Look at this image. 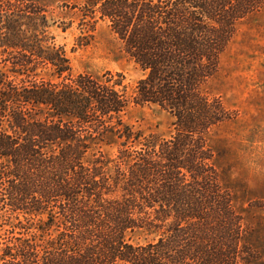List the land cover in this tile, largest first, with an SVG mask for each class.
Instances as JSON below:
<instances>
[{"label": "trees", "instance_id": "obj_1", "mask_svg": "<svg viewBox=\"0 0 264 264\" xmlns=\"http://www.w3.org/2000/svg\"><path fill=\"white\" fill-rule=\"evenodd\" d=\"M61 7L87 33L108 22L143 77L130 93L122 73L74 74L46 8L0 0V264H264L210 143L232 114L207 91L264 0ZM132 106L169 115V137Z\"/></svg>", "mask_w": 264, "mask_h": 264}, {"label": "rangeland", "instance_id": "obj_2", "mask_svg": "<svg viewBox=\"0 0 264 264\" xmlns=\"http://www.w3.org/2000/svg\"><path fill=\"white\" fill-rule=\"evenodd\" d=\"M28 1L48 11L50 33L65 49L74 74L122 73L131 93L143 73L125 55L108 22L99 21L87 33L75 12L61 7L63 0ZM88 34L81 46L80 38ZM207 91L232 114L210 134L220 182L234 196V206L251 232V244L264 261V8L238 25ZM126 120L144 134L169 137L171 131L170 116L154 106H132Z\"/></svg>", "mask_w": 264, "mask_h": 264}]
</instances>
